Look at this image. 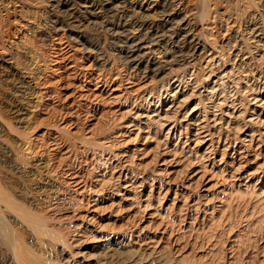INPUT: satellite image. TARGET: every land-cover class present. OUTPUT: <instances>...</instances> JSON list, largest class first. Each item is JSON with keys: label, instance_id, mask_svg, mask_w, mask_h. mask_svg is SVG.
I'll return each mask as SVG.
<instances>
[{"label": "rangeland", "instance_id": "obj_1", "mask_svg": "<svg viewBox=\"0 0 264 264\" xmlns=\"http://www.w3.org/2000/svg\"><path fill=\"white\" fill-rule=\"evenodd\" d=\"M0 264H264V0H0Z\"/></svg>", "mask_w": 264, "mask_h": 264}]
</instances>
